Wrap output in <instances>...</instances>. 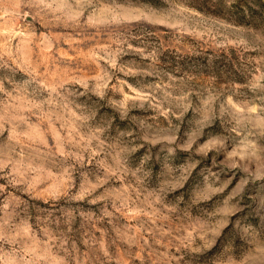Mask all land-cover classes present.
Returning a JSON list of instances; mask_svg holds the SVG:
<instances>
[{"label": "rangeland", "instance_id": "rangeland-1", "mask_svg": "<svg viewBox=\"0 0 264 264\" xmlns=\"http://www.w3.org/2000/svg\"><path fill=\"white\" fill-rule=\"evenodd\" d=\"M0 264H264V0H0Z\"/></svg>", "mask_w": 264, "mask_h": 264}]
</instances>
